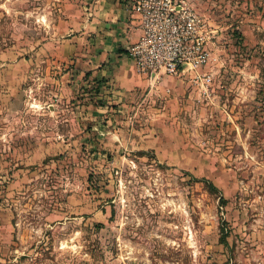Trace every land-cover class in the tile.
I'll return each mask as SVG.
<instances>
[{
	"label": "rangeland",
	"instance_id": "1",
	"mask_svg": "<svg viewBox=\"0 0 264 264\" xmlns=\"http://www.w3.org/2000/svg\"><path fill=\"white\" fill-rule=\"evenodd\" d=\"M8 1L0 49L37 12ZM206 1L212 59L153 93L152 148L105 145L52 83L0 95V264H264V0Z\"/></svg>",
	"mask_w": 264,
	"mask_h": 264
},
{
	"label": "crops",
	"instance_id": "2",
	"mask_svg": "<svg viewBox=\"0 0 264 264\" xmlns=\"http://www.w3.org/2000/svg\"><path fill=\"white\" fill-rule=\"evenodd\" d=\"M135 1L37 0L34 7L37 12L32 18L29 7L22 9L26 10L23 21L26 27L19 32L17 29L6 32L5 38L8 36L12 41L0 49V60L4 59L0 62V95L4 106L11 107L21 97L22 107H27L35 88L52 83L49 91L57 100L74 101L80 97L78 101L82 103L75 107L81 106V110L76 109L74 120L82 125L95 119L94 126L104 134L105 145L128 146L126 143L132 140L134 147L152 148V95L155 91L166 93L171 87L164 86V79L152 86V78L137 70L130 55L129 47L141 33L133 9ZM189 1L209 13L208 1ZM15 5L14 1L0 0L1 24L10 14L13 23L14 11H18ZM30 22L34 27L29 26ZM31 31L36 34L35 44L27 41L33 34ZM164 78L170 83V77ZM172 79L182 80L180 75ZM97 84L99 92L90 93V88ZM3 90L8 92L6 96ZM144 100L149 104L146 109L150 120L141 115L143 108L139 107ZM134 102L137 114L129 116L126 111ZM35 103L42 105L37 98ZM49 106L54 111L55 101Z\"/></svg>",
	"mask_w": 264,
	"mask_h": 264
},
{
	"label": "built area",
	"instance_id": "3",
	"mask_svg": "<svg viewBox=\"0 0 264 264\" xmlns=\"http://www.w3.org/2000/svg\"><path fill=\"white\" fill-rule=\"evenodd\" d=\"M133 9L141 33L129 52L137 70L152 78V86L168 74L199 72L212 59L210 42L217 28L189 0H136Z\"/></svg>",
	"mask_w": 264,
	"mask_h": 264
},
{
	"label": "trees",
	"instance_id": "4",
	"mask_svg": "<svg viewBox=\"0 0 264 264\" xmlns=\"http://www.w3.org/2000/svg\"><path fill=\"white\" fill-rule=\"evenodd\" d=\"M99 90H100V86H99V84H97L96 86L91 87L89 91H90V93L95 94V93H98ZM209 186H210V188L216 187L215 184H213L212 182Z\"/></svg>",
	"mask_w": 264,
	"mask_h": 264
}]
</instances>
